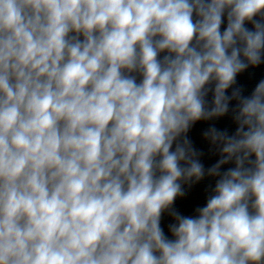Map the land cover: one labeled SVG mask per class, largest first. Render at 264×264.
<instances>
[{"label":"clouds","instance_id":"9594fccd","mask_svg":"<svg viewBox=\"0 0 264 264\" xmlns=\"http://www.w3.org/2000/svg\"><path fill=\"white\" fill-rule=\"evenodd\" d=\"M261 64L264 0H0V264H264Z\"/></svg>","mask_w":264,"mask_h":264}]
</instances>
